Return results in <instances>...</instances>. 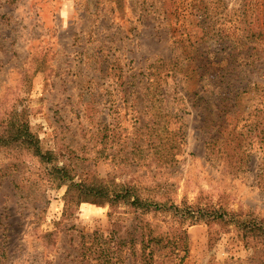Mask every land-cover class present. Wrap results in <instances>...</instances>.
Listing matches in <instances>:
<instances>
[{"label":"rangeland","instance_id":"1","mask_svg":"<svg viewBox=\"0 0 264 264\" xmlns=\"http://www.w3.org/2000/svg\"><path fill=\"white\" fill-rule=\"evenodd\" d=\"M5 115L47 154L0 151L7 264H264V0H0Z\"/></svg>","mask_w":264,"mask_h":264},{"label":"trees","instance_id":"2","mask_svg":"<svg viewBox=\"0 0 264 264\" xmlns=\"http://www.w3.org/2000/svg\"><path fill=\"white\" fill-rule=\"evenodd\" d=\"M224 109V114L226 113ZM213 124V121H211ZM252 128H250L249 133H251ZM222 132L226 134V138H229L230 135H234L235 129H223ZM261 133H264L262 129ZM233 139V138H232ZM264 144V142H263ZM209 147V145H208ZM207 147V149H208ZM232 150L234 152H238L240 150V145L233 147ZM0 151L11 155L13 157H21L23 152L26 154H31L32 157L45 160L47 154H43L39 147V141L35 138V136L29 131L28 126L22 122V120L18 118H14V116L5 115L0 120ZM225 153V152H224ZM47 161V160H46ZM48 162V161H47ZM244 163H232L230 162V167L239 170L240 167H243ZM260 169V176H261ZM263 174H264V164H263ZM262 174V175H263ZM86 183V182H85ZM82 183L80 185H75L74 187L80 189V194L78 195V200L80 203H88L95 202L96 204H107L111 208L113 206L120 204V202L124 203L131 209L144 211L145 213L151 207L154 210H161L165 208L166 204L163 203H154L148 204L144 201L140 193L131 188H125L123 186H116L112 182L103 180L92 181L89 184ZM264 187V186H263ZM174 210L172 212L176 216L179 214H186ZM173 211V210H170ZM215 218L222 219V215H213ZM192 218L189 215L185 220ZM249 230V234H251L254 238H264V227L255 223V220L250 221V225L245 227ZM161 240V239H160ZM159 239H156L154 242L156 245L160 242ZM153 241V239L151 240ZM150 241V242H151ZM96 251V250H95ZM105 250H101V253H104ZM149 257V256H148ZM153 259L149 257L147 261L144 263L151 264ZM0 264H7V255H6V243L4 236L0 233Z\"/></svg>","mask_w":264,"mask_h":264}]
</instances>
